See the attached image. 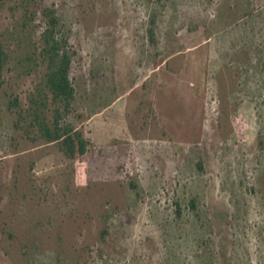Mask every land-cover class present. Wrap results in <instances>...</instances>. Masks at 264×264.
<instances>
[{
	"label": "rangeland",
	"instance_id": "rangeland-1",
	"mask_svg": "<svg viewBox=\"0 0 264 264\" xmlns=\"http://www.w3.org/2000/svg\"><path fill=\"white\" fill-rule=\"evenodd\" d=\"M37 4L0 0V264H264V0ZM45 9L76 51L74 159L8 109L42 85Z\"/></svg>",
	"mask_w": 264,
	"mask_h": 264
},
{
	"label": "trees",
	"instance_id": "trees-1",
	"mask_svg": "<svg viewBox=\"0 0 264 264\" xmlns=\"http://www.w3.org/2000/svg\"><path fill=\"white\" fill-rule=\"evenodd\" d=\"M26 11L35 16L40 8L37 0H23ZM46 27L40 35L37 54L45 66L42 85L37 86L28 95L26 107H21L17 99L9 102L8 109L14 114V126L27 138L44 140L55 144L69 159L86 154L89 146L82 132L74 129L65 119L73 111L75 89L70 77L72 58L76 54L67 35L58 29V19L51 9L44 10ZM153 22H151V25ZM150 41L154 33L148 30ZM10 60V51L0 42V90L4 84V75ZM145 87V85L143 86ZM149 93L151 91L149 90ZM193 208L194 201L190 203Z\"/></svg>",
	"mask_w": 264,
	"mask_h": 264
}]
</instances>
